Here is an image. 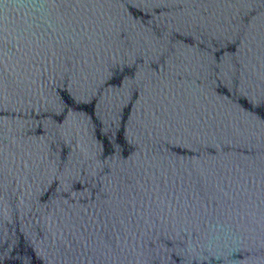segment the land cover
<instances>
[{
  "label": "water",
  "instance_id": "obj_1",
  "mask_svg": "<svg viewBox=\"0 0 264 264\" xmlns=\"http://www.w3.org/2000/svg\"><path fill=\"white\" fill-rule=\"evenodd\" d=\"M0 264H264V0H0Z\"/></svg>",
  "mask_w": 264,
  "mask_h": 264
},
{
  "label": "snow or ice",
  "instance_id": "obj_2",
  "mask_svg": "<svg viewBox=\"0 0 264 264\" xmlns=\"http://www.w3.org/2000/svg\"><path fill=\"white\" fill-rule=\"evenodd\" d=\"M0 255H3V250L2 249H0Z\"/></svg>",
  "mask_w": 264,
  "mask_h": 264
}]
</instances>
